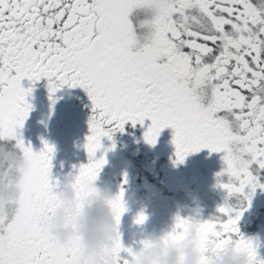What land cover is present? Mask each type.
<instances>
[{
    "label": "snow or ice",
    "instance_id": "snow-or-ice-1",
    "mask_svg": "<svg viewBox=\"0 0 264 264\" xmlns=\"http://www.w3.org/2000/svg\"><path fill=\"white\" fill-rule=\"evenodd\" d=\"M42 78L53 105L65 85L83 87L91 100L88 162L67 175L80 207L97 192L107 163L103 139L114 149L117 132L147 118L144 139L152 145L164 128L174 129L177 165L203 148L223 152L217 187L238 197L209 219L177 213L169 237L179 241L195 226L202 264L229 245L249 264H264L258 241L239 224L264 189V0H0V142L15 141L27 161L14 177L17 195L0 200V264H81L79 238L64 244L49 228L64 178L52 175L55 146L44 140L34 151L17 133ZM127 182L125 175L107 201L116 264L134 259L120 231ZM147 218L141 211L136 223Z\"/></svg>",
    "mask_w": 264,
    "mask_h": 264
},
{
    "label": "flooded vegetation",
    "instance_id": "flooded-vegetation-1",
    "mask_svg": "<svg viewBox=\"0 0 264 264\" xmlns=\"http://www.w3.org/2000/svg\"><path fill=\"white\" fill-rule=\"evenodd\" d=\"M22 83L25 87L30 85L26 78ZM32 87V94L28 97L32 109L17 133L26 144L31 143L34 151L44 146V140L55 146L54 177L75 174L80 164L88 162L85 148L91 115L88 93L81 86L65 85L55 93L53 105L47 78ZM150 123L151 120L146 118L143 125L126 124L124 132L115 134L114 149L111 140L103 139L104 146L110 150L107 163L96 181L98 186H107L117 194L127 176L124 188L128 210L121 218L120 231L125 244L133 248L141 246L139 241L146 231L172 224L177 213L209 219L218 214V206L226 199L234 206L238 204L237 196L229 197L227 190L217 187L216 174L226 167L223 152L203 148L190 153L183 163L177 165L172 142L174 129L164 128L152 145L144 139ZM102 154L103 149L97 156ZM141 211L148 218L143 224H137L136 216ZM239 224L243 234L258 241V252L264 256V189L255 191L251 207L244 212Z\"/></svg>",
    "mask_w": 264,
    "mask_h": 264
},
{
    "label": "clouds",
    "instance_id": "clouds-1",
    "mask_svg": "<svg viewBox=\"0 0 264 264\" xmlns=\"http://www.w3.org/2000/svg\"><path fill=\"white\" fill-rule=\"evenodd\" d=\"M27 167L23 154L9 142H0V200L14 198L18 191V176ZM73 177L65 176L59 188V206L49 220L52 236L67 244L79 238L81 264H116L111 252L117 225L112 208L107 203L114 193L107 186L95 185L97 192L90 202L80 207L72 188ZM173 223L159 230L146 231L143 245L134 248L133 264H202L203 254L195 226L183 239L174 242L169 233ZM212 264H249L244 251L229 245L218 253Z\"/></svg>",
    "mask_w": 264,
    "mask_h": 264
}]
</instances>
